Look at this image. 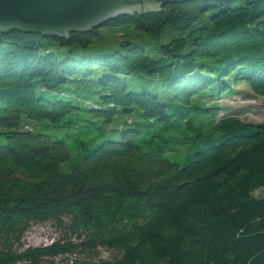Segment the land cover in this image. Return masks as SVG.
<instances>
[{"label":"trees","instance_id":"16d2710c","mask_svg":"<svg viewBox=\"0 0 264 264\" xmlns=\"http://www.w3.org/2000/svg\"><path fill=\"white\" fill-rule=\"evenodd\" d=\"M158 8L66 39L0 31V264L75 253L82 257L66 264H264V197L253 196L264 187V123L222 105L241 83L264 98V0ZM127 23L151 35L167 26L169 40L153 54L124 40L91 57L49 49L87 46L98 28ZM99 68L105 74L93 78ZM136 71L161 80L164 102L127 92L122 76ZM80 77L92 78L93 100L60 87ZM123 114L130 128L120 141L81 143L72 160L63 141L41 133L96 132L93 143ZM199 116L205 129L193 124ZM181 149L182 167L163 156ZM49 221L60 237L24 247L28 224ZM99 247L116 254L96 258Z\"/></svg>","mask_w":264,"mask_h":264},{"label":"rangeland","instance_id":"374dc122","mask_svg":"<svg viewBox=\"0 0 264 264\" xmlns=\"http://www.w3.org/2000/svg\"><path fill=\"white\" fill-rule=\"evenodd\" d=\"M167 29L165 26L163 32L160 35L148 34L145 31H138L134 28L130 23L115 25L111 27V25H105L101 28H98L97 35H94L89 44L87 46H81L78 44H70L66 47L57 46L56 43L51 44L50 50H58L61 51L62 54H65L68 50L73 52L75 58L87 56L91 57L92 55H102L104 53H114L117 50H121L120 47L121 42L130 41L134 43L138 47H144L149 50L150 54H153L159 45L165 44L169 40V36L164 33ZM43 43H49L46 39L43 40ZM104 73V70L100 68L94 72V76H101ZM92 78L87 81V78L80 77L77 81H68L66 85H62L60 87L64 88V90L76 96L78 99L89 98L93 100L95 94L91 96V92L93 86L91 85ZM123 83L126 85L127 92L134 91L138 93H142V91L150 92L151 95H156L159 97L161 101L166 100V90L163 87L161 80L154 76L150 77L149 75L144 74L143 72H133L128 76H122ZM235 93L229 98H225L223 100V108L226 112L237 110L238 118L240 120L250 121L252 123L255 122H263L264 123V98L258 95H252L249 92V89L244 85H236ZM127 117L126 114L119 115L117 119L112 120L113 129L102 131L101 137L95 140L92 143V140L95 138V133H82L80 134L74 129L66 130L63 127L53 128V126H45L42 128L41 133L48 135L51 137L53 141H63L66 145V149H68L70 154V160L79 156L82 152V148H78L79 144H89L87 148L93 149L94 146L100 142L107 140H115L120 141L121 134L125 129H129L130 126L125 123L124 119ZM122 122L123 127L120 129H116V125L118 122ZM208 118L204 117H193V124L195 126H201V129H205L206 122ZM33 121L29 124L32 125ZM5 143V140L0 137V144ZM183 148V147H182ZM185 153L184 149L171 151L170 153H164L165 159L169 162L176 163L179 166H183L187 159L183 155ZM64 170H70V163H65ZM253 196L264 197V187L259 188L256 192L253 193ZM28 229L25 231L23 235V246L31 245L32 247H36L37 245H48L54 239H58L61 234V229L54 223L53 221L49 222H36L29 223ZM116 252L114 250H106V248L99 247V249L95 252L96 258H106L111 259ZM82 257V254L75 255H62L56 256L47 260L43 259L42 264H66L69 261H73L75 258ZM16 264H24V263H16ZM27 264V263H26Z\"/></svg>","mask_w":264,"mask_h":264},{"label":"water","instance_id":"95a60500","mask_svg":"<svg viewBox=\"0 0 264 264\" xmlns=\"http://www.w3.org/2000/svg\"><path fill=\"white\" fill-rule=\"evenodd\" d=\"M176 0H0V31L24 30L67 38L119 14L160 10Z\"/></svg>","mask_w":264,"mask_h":264},{"label":"bare ground","instance_id":"6f19581e","mask_svg":"<svg viewBox=\"0 0 264 264\" xmlns=\"http://www.w3.org/2000/svg\"><path fill=\"white\" fill-rule=\"evenodd\" d=\"M69 35V34H68Z\"/></svg>","mask_w":264,"mask_h":264}]
</instances>
